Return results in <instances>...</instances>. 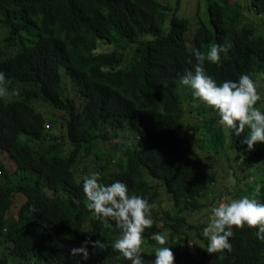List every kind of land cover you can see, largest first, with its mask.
I'll return each mask as SVG.
<instances>
[{
  "label": "trees",
  "instance_id": "1",
  "mask_svg": "<svg viewBox=\"0 0 264 264\" xmlns=\"http://www.w3.org/2000/svg\"><path fill=\"white\" fill-rule=\"evenodd\" d=\"M249 1L259 22L242 26L218 1L207 24L199 0L191 14L184 0H0V148L14 165L0 164V264H144L159 250L165 264H264V172L226 190L243 202L213 237L184 217L217 182L185 126V83L216 100L232 148L264 121V0ZM124 133L133 148L107 145ZM187 229H199L194 263Z\"/></svg>",
  "mask_w": 264,
  "mask_h": 264
},
{
  "label": "rangeland",
  "instance_id": "2",
  "mask_svg": "<svg viewBox=\"0 0 264 264\" xmlns=\"http://www.w3.org/2000/svg\"><path fill=\"white\" fill-rule=\"evenodd\" d=\"M217 1L221 4H225L228 8V12L230 9L234 11L237 10V12H240L242 14L240 19V23L242 26L245 25L243 24V22L246 23L250 22V24L254 22H259V20L256 18L257 16L254 15L251 16V21H249V16H250L249 0H199L200 5L202 4L200 16L203 18L204 21L207 22V24H209L208 8L211 3ZM196 5H197V0H184V7H185L184 9L186 12L191 11L189 14L192 13V9H194ZM187 15L183 13L181 14V16L184 17H187ZM257 78L259 81L258 87L260 88V92H261L259 94V97L261 100L264 101V71L258 72ZM188 81L189 82L185 83L186 87L188 85H192V87L185 88L186 92H184V95L187 98L186 101L184 102V107L185 110L188 109V113H191L190 117H192L193 120L186 116L187 118L186 120L188 121L185 126L191 129V127L188 126V124L193 123L195 124L194 128L198 132L200 131L198 137H201L203 139L202 148L204 151L200 150V148L198 147L199 154L203 156L202 159L200 156L199 158L208 171H210L213 174H216L217 184L221 182V184L217 185V187L214 189L215 193H213V195L217 196V193L219 191L221 192L224 191L223 194L229 197V195L226 193V190L233 191L236 187L238 188L241 187L244 189L245 186L246 188H248L250 183H253L254 181L258 183L264 172V163H263L264 161L250 160L251 163H248V161H245L248 159V154H247L248 151L241 155L237 151L231 149L229 125L227 128L223 127V124H225V118L223 116V112L219 109V106L216 105L217 104L216 100L208 96L206 90H204V88L200 86L196 81L194 80H188ZM39 109L44 113L47 112L49 113L51 111L50 108L44 104L43 105L40 104ZM251 118L253 120V129L251 132L252 143L250 148H256V147L261 148L264 146V121H261V118L258 117V114H256L254 117ZM211 120H213L216 125H222V126L212 127L210 123ZM247 120L249 119L247 118ZM122 143H124L123 147H130V148L134 147V145L130 143V140L125 137V133L122 134L120 138H116L110 141L107 145L112 148H115V150H118L119 147L122 145ZM199 144L201 145V142H199ZM0 164L5 169L14 168V165L10 160L9 156L1 148H0ZM246 164L249 167V169L246 166ZM245 172L247 173V175L250 174L252 176L251 177L252 179L245 177L244 174ZM227 180H229L228 183ZM243 195L241 194L239 197L235 198L234 201L236 203V206L237 203L243 202L242 201ZM160 200L162 206H167L168 208L171 207V202L169 201L168 196H166L164 193L161 194ZM18 207H19V202L14 204V206L11 209V212L15 214L17 212ZM211 210H212V206L209 212H208V208L201 209L199 213L187 212L189 224L190 225L196 224L198 226L203 224L204 225L203 229L206 233H211V232L213 233L214 229H216V226L215 225L212 226V224L205 225L204 222L207 215H209V213L211 212ZM237 213H238V209L235 207V209L231 214H227L225 218L227 223H229L230 217ZM198 232L199 229L197 231L187 229V233L191 239L190 243H193L194 245L193 248L199 247L200 240L198 239ZM167 247H168L167 250L170 251L171 253L173 252V250L177 248L176 246L175 247L167 246ZM192 251L193 250H188L189 256L186 255V258L194 263L195 257ZM159 253L157 252L151 253L152 256L149 259H147L144 264H165L167 261L160 260L159 258V257H165V254L162 253L160 250ZM173 256H175V254H173Z\"/></svg>",
  "mask_w": 264,
  "mask_h": 264
},
{
  "label": "bare ground",
  "instance_id": "3",
  "mask_svg": "<svg viewBox=\"0 0 264 264\" xmlns=\"http://www.w3.org/2000/svg\"><path fill=\"white\" fill-rule=\"evenodd\" d=\"M200 4V3H199ZM220 4V3H219ZM166 10V9H165ZM200 10V9H199ZM241 10V9H240ZM40 14H42V13H40ZM239 14V13H238ZM198 15V14H197ZM163 16V15H162ZM234 16V15H233ZM202 18V17H201ZM163 20H165V19H163ZM204 23V22H203ZM162 24V23H161ZM172 24V23H171ZM179 27V26H178ZM216 28V27H215ZM180 29V28H179ZM219 29V28H218ZM185 30V29H184ZM183 31V30H182ZM161 32V31H160ZM164 32V31H163ZM179 32V31H178ZM187 32V31H186ZM171 33V32H170ZM217 33V32H216ZM178 34V33H177ZM176 34V35H177ZM176 35H175V37H176ZM241 36V35H240ZM162 38V37H161ZM182 38V37H181ZM210 38V37H209ZM221 38V37H220ZM1 39V38H0ZM186 39V38H185ZM241 39H242V37H241ZM161 40V39H160ZM188 40V39H187ZM163 41V40H162ZM211 41V40H210ZM204 42V41H203ZM209 42V41H208ZM215 42V41H214ZM189 43V42H188ZM188 43H186V44H188ZM204 46H205V44H204ZM208 46V45H207ZM213 49V48H212ZM229 49V48H228ZM160 50V49H159ZM201 50V49H200ZM182 51H184V50H182ZM234 55V54H233ZM215 57V56H214ZM182 58H184V57H182ZM219 59V58H218ZM154 60V59H153ZM179 60V59H178ZM192 60V59H191ZM213 60V59H212ZM222 62V61H221ZM245 62V61H244ZM201 63H202V59H201ZM139 64V63H138ZM220 64V63H219ZM234 65H236V64H234ZM241 66V65H240ZM147 67V66H146ZM210 67V66H209ZM147 69V68H146ZM156 69V68H155ZM212 69V68H211ZM214 69V68H213ZM218 69V68H217ZM216 69V70H217ZM150 70V69H149ZM225 70V69H224ZM161 72V71H160ZM210 72V71H209ZM144 74V73H143ZM165 74V73H164ZM182 74V73H181ZM207 74L208 73H206L205 75L207 76ZM225 75V74H224ZM149 76V75H148ZM162 82H164V81H162ZM201 82V81H200ZM238 82V81H237ZM228 83V82H227ZM161 85V84H160ZM222 85V84H221ZM228 85V84H227ZM179 86V85H178ZM177 86V87H178ZM220 87H222V86H220ZM172 88V87H171ZM257 90V89H256ZM173 91H175L174 89H173ZM207 95V94H206ZM235 96V95H234ZM228 99H230V98H228ZM167 101V100H166ZM175 101V100H174ZM146 102V101H145ZM234 102V101H233ZM177 105V104H176ZM223 105V104H222ZM180 106V105H179ZM170 108V107H169ZM150 109V108H149ZM152 110V109H151ZM37 111V110H36ZM240 111V110H239ZM152 112H153V110H152ZM158 112V111H157ZM156 112V113H157ZM37 113V112H36ZM173 113V112H172ZM178 114V113H177ZM183 114V113H182ZM181 114V115H182ZM63 115V114H62ZM243 115V114H242ZM35 117V116H34ZM91 120V119H90ZM227 120V119H226ZM249 121V120H248ZM15 123V122H14ZM85 123V122H84ZM160 123V122H159ZM231 125V124H230ZM48 126V125H47ZM89 126V125H88ZM224 126V125H223ZM168 127V126H167ZM168 130V129H167ZM161 131V130H160ZM81 132V131H80ZM87 132V131H86ZM252 132V131H251ZM179 133V132H178ZM187 133V132H186ZM93 136V135H92ZM235 136V135H234ZM251 137H252V135H251ZM86 138V137H85ZM91 138V137H90ZM170 138H171V136H170ZM175 139V138H174ZM178 139V138H177ZM172 140V139H171ZM180 139H178L177 141H179ZM189 140V139H188ZM85 141V140H84ZM180 143V142H179ZM182 143V142H181ZM251 143H252V140L250 141V146L248 147V148H246V149H244V150H239V149H235V148H232L231 147V149L232 150H235V151H237L238 153H240L241 155L242 154H244L245 152H247V154H248V159L247 160H245V161H248L249 160V149H251L250 147H251ZM65 144V143H64ZM161 144V143H160ZM188 144H189V142H188ZM180 145H182V144H180ZM245 145V144H244ZM230 146H231V141H230ZM170 147V146H169ZM167 149V148H166ZM187 149V148H186ZM112 151V150H111ZM190 151V150H189ZM89 154V153H88ZM240 155V156H241ZM239 156V157H240ZM18 157V156H17ZM23 163V162H22ZM264 163V162H263ZM114 164V163H113ZM123 168V167H122ZM37 171V170H36ZM245 174V177H248V175H247V173H244ZM243 174V175H244ZM215 176H216V174H215ZM212 178H214V177H212ZM217 179V178H216ZM230 179V178H229ZM247 179V178H246ZM228 181L229 180H227V183H228ZM243 181V180H242ZM248 183V182H247ZM246 183V184H247ZM221 184V182H219L218 184H217V182H213L211 185H210V187H213V186H215V188L217 187V185H220ZM249 187V186H248ZM214 188V189H215ZM242 190V189H241ZM213 192H210V193H208L207 195H206V200L204 201V202H206V204H207V207L206 208H208V212H209V210H210V208H211V206H212V204H211V201L210 200H213V196L211 195ZM27 196V195H26ZM141 197V196H140ZM32 198V197H31ZM143 199V198H142ZM141 202V201H140ZM221 202L224 204V205H231V204H234L235 203V201L233 200V199H222L221 200ZM170 208H173V204L171 203V207ZM192 208V206L190 207V209ZM25 209V208H24ZM188 210V212H191V213H199V211H200V209H197V210H195V209H193V210ZM211 211H213V208H212V210ZM206 212V211H205ZM2 213V212H1ZM179 214H177L176 216L178 217V218H180L181 217V215H182V213H180V212H178ZM187 213V212H186ZM185 213V215L186 216H184V217H186L185 219H188V213L186 214ZM183 218V217H182ZM220 219L221 218H219L218 217V215L217 214H212L210 217H209V221H211L210 223L212 224V226L213 225H215L216 227L218 226V224H219V221H220ZM77 222V221H76ZM80 222V221H79ZM7 223H9V222H7ZM17 224V223H16ZM77 224V223H76ZM178 224H180V222L178 223ZM178 224H176V225H178ZM175 225V226H176ZM191 226V225H190ZM193 226V225H192ZM73 227V226H72ZM187 227V226H186ZM19 229V228H18ZM108 230V229H107ZM183 230H185L186 231V228L185 227H183ZM8 231V230H7ZM258 232V231H257ZM85 233V232H84ZM102 233V232H101ZM187 233V232H186ZM87 234V233H86ZM210 236H214L215 235V233H214V231H213V233L211 232V233H208ZM220 234V233H219ZM229 234V233H228ZM64 235V234H63ZM255 235V234H254ZM232 238H233V236H232ZM215 239V238H214ZM261 240V239H260ZM169 242H171V240L169 241ZM31 244V243H30ZM113 244V243H112ZM118 245V244H117ZM172 245L173 246H176L177 248L175 249V250H173V254H176L177 255V253H179V247L177 246V245H179V243L177 242V243H175V244H173L172 243ZM188 247L189 248H187L186 249V252H188V250H194L195 248H193V243H190V241H189V243H188ZM202 246H201V244L199 243V248H201ZM212 248V247H211ZM205 249H208V247H206ZM166 250V249H165ZM169 250H171V249H169ZM203 250V249H202ZM112 251V250H111ZM194 252V251H193ZM192 252V253H193ZM98 253V252H97ZM201 253V252H200ZM203 254V253H202ZM255 255V254H254ZM97 256V255H96ZM104 258V257H103ZM142 259V258H141ZM59 260V259H58ZM154 262V261H153ZM100 263V262H99ZM117 263V262H116ZM151 263H152V261H151Z\"/></svg>",
  "mask_w": 264,
  "mask_h": 264
},
{
  "label": "clouds",
  "instance_id": "4",
  "mask_svg": "<svg viewBox=\"0 0 264 264\" xmlns=\"http://www.w3.org/2000/svg\"><path fill=\"white\" fill-rule=\"evenodd\" d=\"M256 161V160H255ZM248 163H251V161L250 160H248ZM246 166H247V164H246ZM248 167V166H247ZM246 173V172H245ZM253 181V180H252ZM219 192H221V191H219ZM214 198H216L215 199V201H214V205L212 206V208H213V211H211L210 213H209V215H207V217H210L213 213L214 214H217L218 215V217L219 218H226V215L227 214H231L232 212H233V210L235 209V207L237 208V206H236V203H234V204H231V205H224L222 202H221V200L222 199H231L230 197H227L226 195H223L222 193H217V196H215ZM234 200V199H233ZM237 215V214H236ZM206 217V218H207ZM205 224L207 225V224H211L210 222L211 221H209V218L206 220L205 219ZM227 222V221H226ZM227 224H230V220H229V223H227Z\"/></svg>",
  "mask_w": 264,
  "mask_h": 264
}]
</instances>
